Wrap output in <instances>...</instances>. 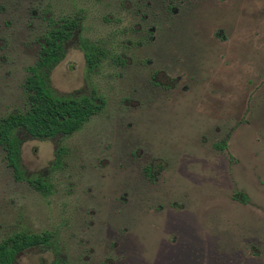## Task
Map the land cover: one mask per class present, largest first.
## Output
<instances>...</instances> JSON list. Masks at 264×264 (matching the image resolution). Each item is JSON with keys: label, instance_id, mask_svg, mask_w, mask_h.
Returning a JSON list of instances; mask_svg holds the SVG:
<instances>
[{"label": "rangeland", "instance_id": "obj_1", "mask_svg": "<svg viewBox=\"0 0 264 264\" xmlns=\"http://www.w3.org/2000/svg\"><path fill=\"white\" fill-rule=\"evenodd\" d=\"M75 14L111 57L88 73L74 42L48 85L104 107L69 136L18 131L23 180L0 146V241L51 236L14 264H264V0H0V118Z\"/></svg>", "mask_w": 264, "mask_h": 264}, {"label": "trees", "instance_id": "obj_2", "mask_svg": "<svg viewBox=\"0 0 264 264\" xmlns=\"http://www.w3.org/2000/svg\"><path fill=\"white\" fill-rule=\"evenodd\" d=\"M69 37L63 28L52 26L45 33V44L36 63L28 68L25 82L26 107L24 111L0 118V146L7 156L8 165L23 180L19 166L21 139L18 131L35 139H49L56 135L69 136L78 132L104 107L101 98L91 96L58 97L48 85V76L64 56L63 40ZM87 71L92 73L100 65L105 52L85 39L80 40ZM225 146H223L224 148ZM29 184L39 193L47 194L50 186L40 179ZM47 233H14L0 241V264H14L16 256L33 247H42L50 240Z\"/></svg>", "mask_w": 264, "mask_h": 264}, {"label": "flooded vegetation", "instance_id": "obj_3", "mask_svg": "<svg viewBox=\"0 0 264 264\" xmlns=\"http://www.w3.org/2000/svg\"><path fill=\"white\" fill-rule=\"evenodd\" d=\"M121 5H123V2L120 3ZM53 27L55 29H60V28H63L65 31L68 32L69 34V37L66 38L65 40H63V43H62V47H63V50H64V55H65V51H66V48L68 46H70V44H74V42H77V45L79 46V48L82 50L81 48V43H80V40L81 39H85L87 41H89L90 43H93L94 45H96L97 47H99L100 49H102L104 52H105V56H103L101 58V63H103L105 60H107L108 58L111 57V53L109 51H107L102 42L99 43V42H93L92 40L88 39V37H83L82 36V31H83V21H82V18L79 17L77 14H75L73 17H65V18H59L58 20H53V22H51L50 20L48 21V27L46 28V30L43 32V35H42V38H41V41H40V44H39V53H38V57L39 55L41 54V51H42V48L45 44V40H44V35L45 33L50 29V27ZM83 52V50H82ZM83 55H84V52H83ZM38 57H37V60H38ZM64 57V56H63ZM113 57V56H112ZM116 57H114L113 59H115ZM63 59V58H62ZM61 59V61H62ZM84 59H85V56H84ZM118 59V60H117ZM36 60V61H37ZM116 60L118 61L119 64H123V60H121L120 58H116ZM60 61V62H61ZM59 62V63H60ZM36 63V62H35ZM86 63V61H85ZM58 64V63H57ZM56 64V65H57ZM31 67V66H30ZM29 68V67H28ZM28 68H27V73H28V76H29V72H28ZM86 68H87V65H86ZM97 70V69H95ZM94 70V71H95ZM93 71V72H94ZM89 73V72H88ZM27 76V77H28ZM27 79V78H26ZM26 82V80H25ZM24 89H25V84H24ZM14 114V113H13ZM72 135V134H71ZM29 136V135H27ZM20 138V137H19ZM35 139V138H34ZM16 260V259H15ZM15 263V262H14Z\"/></svg>", "mask_w": 264, "mask_h": 264}]
</instances>
